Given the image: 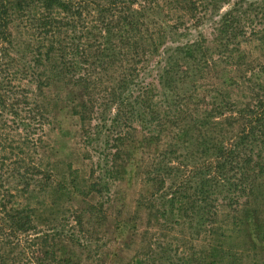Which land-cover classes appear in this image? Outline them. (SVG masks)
I'll return each mask as SVG.
<instances>
[{"label":"rangeland","instance_id":"rangeland-1","mask_svg":"<svg viewBox=\"0 0 264 264\" xmlns=\"http://www.w3.org/2000/svg\"><path fill=\"white\" fill-rule=\"evenodd\" d=\"M66 1L87 10L108 2ZM127 1L128 11L132 12L129 16L139 21L143 30L142 38L137 40L146 53L133 83L146 89L153 99L150 106L160 113L163 132L156 126L158 119L157 123L150 121L152 110L135 109L136 114L128 119L125 112L116 115L115 107L106 108L102 93L112 82L106 75L98 79L100 84L96 83L99 88L95 97L102 99H98L89 125L84 126L73 108L84 101L79 87L52 81L41 95L37 93L36 105L47 123L44 120L37 125V146L24 157L25 164L35 163L40 170L42 166L53 174L57 190L44 197L46 206L40 207L38 214L53 228H65L58 240L50 239L48 243L58 258L70 264H264V163L257 169L262 174L255 184L260 187L255 185L253 194L232 200L235 191L226 187L237 179L239 164L233 160V168L226 167V172L219 174L218 152L210 150L215 144L230 149L235 143L240 122L230 119L234 114L228 109L238 111L249 101L247 78L257 79L264 86V71L260 69L264 68V47L255 38L239 48L244 58L241 67L247 71L244 79L233 63L225 68L220 60L214 65L218 61L220 25L226 14L235 17L237 11L246 10L252 19L257 11L261 15L264 0H202L203 6L197 5V21L179 10L181 4L173 0ZM244 16L242 13L241 18ZM87 23L81 22L79 28H86ZM8 31L12 43L8 54L13 60L9 68L13 73H23L22 66L31 60L38 44L31 40L32 31L20 22L9 26ZM90 37L82 34L79 50L87 51V43L94 46ZM196 42L198 47L188 49ZM198 48L214 60L209 69L200 64L195 70ZM187 52H192V57ZM80 57L74 59L87 60ZM232 73L235 84L229 80ZM13 85L20 90H35L25 79H16ZM220 94L228 103L222 113L218 111ZM178 99L183 101L179 107L184 111L181 117L173 106ZM4 118L11 119L6 115ZM202 119L205 126H199ZM169 121H176L178 127L184 125L187 136L177 142L170 140V132L175 133L177 128ZM96 125H100L99 132ZM13 127L7 122V127L0 130L3 147V143L19 147L24 138V132ZM84 129H91L90 145L86 144ZM119 135L122 139L116 141ZM148 137L158 139L147 141ZM209 177L211 183H205ZM160 179L162 186L155 182ZM159 185L161 193L151 197ZM199 189L210 193L208 205L198 201L191 209L187 200L193 194V199H200ZM172 196L177 203L169 206ZM182 201L187 203L186 208ZM237 202L238 208L234 206ZM205 207L212 218L202 216ZM25 242L11 247V260L29 264L26 260L32 258L37 245ZM26 252L28 257L23 256Z\"/></svg>","mask_w":264,"mask_h":264},{"label":"trees","instance_id":"trees-1","mask_svg":"<svg viewBox=\"0 0 264 264\" xmlns=\"http://www.w3.org/2000/svg\"><path fill=\"white\" fill-rule=\"evenodd\" d=\"M173 1L181 4L182 8L179 10L189 14L192 19L198 20L196 14L200 12L197 5H201L202 0ZM127 2V0H108L105 5H93L92 10L91 8L87 10L77 7L78 5L74 6L73 3L66 0H0V75H6L0 78V130L7 127V122H9L15 126L13 129L22 130L25 135L19 142V147H13L6 143H3L4 147L0 145V264H19L20 260H11L9 254L11 247L18 246L21 241H29V243L34 241L33 243L37 245L32 251V258L24 259L29 264H70L69 260L58 258L52 244L48 243L51 241L50 239L58 240L65 228H53V225L45 223L38 214L40 207L46 206L44 197L55 192V189L57 190V185L55 186L52 180L53 174L42 166L40 170L35 163L26 165L24 158L31 149H36L37 138L34 136L38 130L37 125H40V122L44 120L47 123V117L42 114V109H40L41 113L39 112V107L36 105V96L41 95L44 87H47L52 81L79 87L85 95L84 101L73 108H75V112H79L77 115L85 126L89 125L87 121L91 120L97 102L102 99L99 97L98 100L95 97L99 88L96 83L100 84L98 79L106 75L109 81L112 80L110 87L103 90L102 93L106 97L104 99V102L107 103L106 108L111 105L115 107L116 115L125 112L128 119H130L129 116L136 114L137 110L135 109H149L152 110L150 111V121L157 123L155 121L159 118L160 113L156 114L155 110L151 108L150 103L153 102V99L146 94L148 93L146 89L142 90L141 87L133 83L134 76L140 68L139 65H142L146 53L144 47L137 40V38H142L143 30L138 26L139 21L132 20L129 16L132 12L128 11ZM237 12L238 16L235 17L229 16L230 13L226 14V18L220 25L218 61L214 62L213 59L206 56L205 51L198 48L200 57L194 64L195 70L200 64L202 66L204 64L209 69L213 62L214 65L215 63L219 65L221 60L225 68L233 63L234 67L240 69V72L236 71V73L244 79V71L246 73L247 71L241 67V60L244 58L239 48L240 45L249 43L253 38L264 47V11L261 12V15H258L259 11H257L253 19L249 14L247 15L246 10ZM242 13L245 15L244 18H241ZM83 21H88L89 24L87 23V27L81 29L79 25ZM15 22H20L21 25L31 30L33 33L30 35L31 40L38 44L37 48L32 51L31 60L22 66L23 73H13L9 68L13 60L8 54L12 44L8 29ZM82 34L87 37L91 36L90 39H93L94 46L87 43L90 46L87 51L79 50ZM101 40L104 42L101 43ZM112 41H115L114 44ZM105 43L107 47L104 45ZM198 45L199 43L196 42L194 45H189L188 49L198 47ZM193 53H197V51H193ZM187 54L191 55L192 52H187ZM236 54L237 59H233ZM76 56H81L79 59L87 58V60L78 62L74 59ZM260 69L264 71V68ZM116 73L117 76H115ZM164 75L166 78V73ZM16 79L29 80L35 90H31V88L20 90L13 85ZM229 80L233 84L236 83L234 73ZM247 83V89L251 91L249 101H245L238 111H233L234 107L228 109L232 110L231 113L234 114L230 119L240 122V131L235 143L229 146L230 149H227L225 144L223 146L215 144L210 149L218 152V168L221 169L219 174L224 173L226 167L233 168V160L239 164L237 179H234V183L228 184L226 187L228 191H235V197H232V200H239L240 196L247 197L253 194L255 182L262 174L257 169L261 168L264 163V86L253 78H247ZM222 97L220 94V99H218V111L221 113L228 104ZM182 103V99H178L173 104L175 112L179 110ZM230 103L233 102L229 101ZM168 106L171 108V103ZM179 111L181 117L184 111L183 109ZM3 115L9 116L11 119H2ZM98 119L102 122L105 120L100 116ZM177 120L179 121L178 116ZM182 120L184 121V119ZM202 121L199 126H205L204 119ZM169 122L172 127L177 128L175 133L170 132V140L177 142L187 136L184 125L178 127L179 125L175 124L176 121ZM161 123L158 119L156 126L163 132ZM99 126H95L97 132L101 130ZM101 126L104 127V125ZM88 130L84 129L83 132L86 144L90 145L92 142L91 129ZM199 133L202 134L200 131ZM121 139L122 137L119 135L116 141ZM154 139L158 138L148 137L146 140ZM14 150H17V153ZM120 154L121 150L118 149L116 151L118 159ZM114 157L115 154L112 159ZM209 179L210 177L205 183H211ZM155 182L156 185H158L157 182L161 186L163 185L162 179ZM256 186L260 187V185ZM159 188L160 185L153 191L151 197L161 193ZM198 193V196H202L200 199H193L196 196L193 194L190 201L187 200L191 209L194 205L196 206L198 201L207 202L206 205H208L210 193L202 189H199ZM182 202L186 208L187 203ZM176 203L175 196L168 200L169 206ZM178 203L179 206L182 205L180 201ZM161 204L163 205L162 202ZM51 205L54 206L55 203L52 202ZM234 206L238 208L240 205L237 202ZM181 212H184V209ZM202 216L209 218L213 215L208 207H205ZM75 225L77 224L75 223ZM262 238L264 240V235ZM28 255L27 252L23 254L26 257ZM136 264L142 263L138 261Z\"/></svg>","mask_w":264,"mask_h":264}]
</instances>
